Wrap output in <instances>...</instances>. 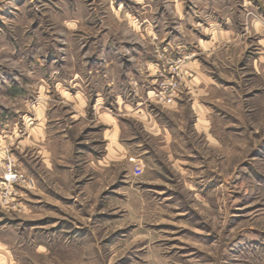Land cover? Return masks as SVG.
Here are the masks:
<instances>
[{
    "label": "rangeland",
    "instance_id": "rangeland-1",
    "mask_svg": "<svg viewBox=\"0 0 264 264\" xmlns=\"http://www.w3.org/2000/svg\"><path fill=\"white\" fill-rule=\"evenodd\" d=\"M0 264H264V0H0Z\"/></svg>",
    "mask_w": 264,
    "mask_h": 264
},
{
    "label": "crops",
    "instance_id": "crops-1",
    "mask_svg": "<svg viewBox=\"0 0 264 264\" xmlns=\"http://www.w3.org/2000/svg\"><path fill=\"white\" fill-rule=\"evenodd\" d=\"M202 71L200 73V75H202ZM199 75H196L195 77H198ZM156 80V79H155ZM132 83H134V81H132ZM74 97V96H72ZM117 98V97H116ZM121 98V96H120ZM118 100H116L115 103H117ZM123 102V101H122ZM125 104V103H123ZM191 109L193 110L196 118L195 121L193 123V127L195 129V131L198 132L196 125L197 124H201L202 126H204V128L208 129V124L206 119L203 118H199L198 117V113L196 111V109L198 108L200 110V107H198V105H194L195 103L191 102ZM75 108L73 107L75 112H78L76 117L84 119L85 118V107L87 104H85V102H82L81 104H79L80 106V110L78 108V105L75 104ZM127 104L123 105L124 108H126ZM78 108V109H77ZM92 109L94 110V118L92 119L95 123L100 124L101 127V131H100V140L102 141L103 144V150L104 153L102 154V160L106 161L105 159H108L109 161H113L116 159H119L121 157L124 158H134L136 157V155L134 153H132L130 150V147L127 146L125 143H123L122 138H121V124L119 119L117 118L116 115H114V113H111L110 111H108L107 109H103L102 106H92ZM171 111L174 112H178L179 111V105L176 103V101L174 100L173 105L171 106ZM130 116L133 115L132 112H130L129 114ZM137 121L140 122L143 130L151 135V136H160L162 139H160V142H163V144H160L158 146V148L162 151H164L166 154V157L168 159H170L171 157H174L173 152L170 150V140H172V131L170 130V128L161 123L159 120H157V118L152 117L150 115V113L148 112H137ZM47 119H48V115H46ZM200 119V121H199ZM204 120L206 123L203 124ZM39 131V135L38 137H34L31 138L33 143L35 145H37L36 143H39V152L41 151V143L43 141L48 140V134L46 132V126L44 127V129L42 128H38ZM204 131V130H203ZM202 132V131H201ZM204 133V132H203ZM208 135V134H207ZM49 141V140H48ZM42 156V155H41ZM100 160V161H102Z\"/></svg>",
    "mask_w": 264,
    "mask_h": 264
},
{
    "label": "built area",
    "instance_id": "built-area-1",
    "mask_svg": "<svg viewBox=\"0 0 264 264\" xmlns=\"http://www.w3.org/2000/svg\"><path fill=\"white\" fill-rule=\"evenodd\" d=\"M178 92V83L171 79L168 82L161 83V89L157 95L158 101L171 103L174 100L175 95ZM3 181L2 183L7 186L21 182L25 179V175L21 169L16 168L13 158L6 152L5 157L3 158ZM142 168L140 166H135L134 174L140 175L142 173ZM6 198V195L4 196Z\"/></svg>",
    "mask_w": 264,
    "mask_h": 264
}]
</instances>
